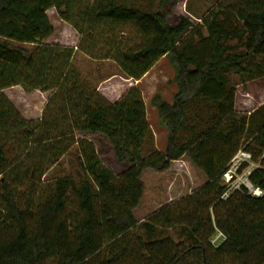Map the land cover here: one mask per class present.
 I'll use <instances>...</instances> for the list:
<instances>
[{"label": "trees", "instance_id": "trees-1", "mask_svg": "<svg viewBox=\"0 0 264 264\" xmlns=\"http://www.w3.org/2000/svg\"><path fill=\"white\" fill-rule=\"evenodd\" d=\"M52 8L79 33L77 49L44 42ZM77 50L135 80L169 57L177 91L170 102L152 98L168 130L164 151L145 155L152 128L141 89L108 101L74 67ZM235 77L244 87L264 78V0H220L200 22L176 24L134 2L0 0V264H264V104L237 111ZM17 85L52 91L41 120L5 95ZM78 134L103 135L128 168L117 176ZM75 145L78 178L43 182ZM243 148L263 194L221 199L223 173ZM184 157L206 183L139 221L143 173ZM169 229L179 238L158 236Z\"/></svg>", "mask_w": 264, "mask_h": 264}, {"label": "rangeland", "instance_id": "rangeland-1", "mask_svg": "<svg viewBox=\"0 0 264 264\" xmlns=\"http://www.w3.org/2000/svg\"><path fill=\"white\" fill-rule=\"evenodd\" d=\"M119 1L134 2L135 5L147 10L161 7L164 12L168 13V21L171 24H176L180 17L184 16L182 14L197 23L220 0H176L160 5L158 0ZM47 13L54 26V34L44 42L73 46L77 49L80 40L79 33L61 19L56 9L52 8ZM73 65L90 86L110 102L122 99L132 86H138L143 93L148 120L152 128V133L146 142L145 155L154 151L165 150L168 130L162 123L157 107L152 103V98L155 94H161L164 100L170 102L177 91L175 83L176 70L168 56L161 58L140 80L126 76L116 61L112 59H94L80 50L75 53ZM235 82H239L238 77H235ZM4 93L24 118L36 121L42 119L45 105L52 91L33 90L29 92L21 85H17L5 89ZM236 101L240 108L254 109L262 103L264 104V78L248 82L246 87L237 83ZM77 136L79 139H89L94 144L103 164L109 167L117 176H121L128 168L127 164L121 163L117 159L112 145L103 135L78 134ZM80 168L78 146L75 145L57 164L48 170L43 182L49 183L63 176L78 178ZM142 180L145 184L144 197L139 207L134 211L139 221L146 220L164 205L191 194L207 181L204 173L197 169L186 157L174 161L167 170L147 169L143 173ZM162 235H172L176 239L179 238L177 231L173 229L158 234V236ZM213 240L218 246L223 238L217 234Z\"/></svg>", "mask_w": 264, "mask_h": 264}, {"label": "built area", "instance_id": "built-area-1", "mask_svg": "<svg viewBox=\"0 0 264 264\" xmlns=\"http://www.w3.org/2000/svg\"><path fill=\"white\" fill-rule=\"evenodd\" d=\"M256 167L258 165L253 162L252 153L244 148L239 150L223 173L222 179L227 187L221 199H228L234 192L241 190H246L253 196H261L263 190L250 180V175ZM219 235L223 236L222 233ZM213 243L215 244L214 240Z\"/></svg>", "mask_w": 264, "mask_h": 264}, {"label": "crops", "instance_id": "crops-1", "mask_svg": "<svg viewBox=\"0 0 264 264\" xmlns=\"http://www.w3.org/2000/svg\"><path fill=\"white\" fill-rule=\"evenodd\" d=\"M182 15H184V16H186L185 14H182ZM187 17V16H186ZM198 22H200V19L198 20ZM253 99H254V97H253ZM250 103H252V102H250ZM263 104V103H262ZM259 106H261V105H259ZM247 107V106H246ZM258 108V107H257ZM257 108H254V109H250V108H240L239 106H238V102L236 101V110L237 111H239V112H242V113H251V112H253L255 109H257Z\"/></svg>", "mask_w": 264, "mask_h": 264}]
</instances>
